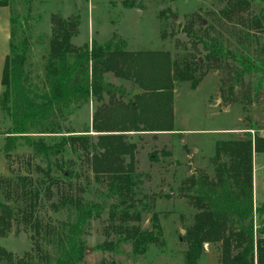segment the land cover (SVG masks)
<instances>
[{
    "label": "trees",
    "instance_id": "16d2710c",
    "mask_svg": "<svg viewBox=\"0 0 264 264\" xmlns=\"http://www.w3.org/2000/svg\"><path fill=\"white\" fill-rule=\"evenodd\" d=\"M252 2L229 0L226 14L246 13ZM122 4L128 10L144 8L137 0H124ZM0 7L11 10L10 54L5 60L0 93V109L10 122L2 149L6 158H12L20 141L45 158L61 154L66 146L78 145L88 154L96 181L105 185V200H114L109 208V220L117 239L104 242L97 250L120 254V246L130 244L135 258L147 255L152 246L164 252L166 241L159 214H152L149 229L140 226L147 207L139 209L137 205L138 147L129 141L128 134L173 132L176 84L190 83L195 90L210 71L221 70L224 65L233 72L230 93L245 84L246 76H259L257 90H261L264 46L251 56L224 50L219 40L210 39L204 41L207 51L204 65L187 56L173 60L169 53L159 51L129 52L126 41L116 35L105 44L93 42L91 46L76 47L72 43L75 26L53 17L44 81L42 88H38L26 68L31 49L26 26L30 15L28 18L16 15L10 0H0ZM249 24L264 34V10L252 17ZM108 74L130 82L142 93L129 98L123 86L106 80ZM92 100L100 104L92 124L93 132L97 133L96 144L90 145L88 135H72L73 132L55 145L30 137L31 134H64L63 122L73 108ZM89 132V129L85 131ZM247 134V139L216 142L215 180L206 174L192 176L186 182L188 186L181 190L198 210L194 224L186 228L183 236L188 247L185 264H199L206 244L219 246V264H264V203L254 208L252 180L253 154H264V137ZM37 170L44 172L39 167ZM44 173L50 182L47 190L51 186L61 190L60 183L52 176L51 166ZM2 185L6 201L14 205L0 204V238H6L14 226L22 227L32 233L34 248L24 259L16 261L12 253L0 248V264L83 263L87 248L84 237L90 223L107 210L105 202L62 194L60 202L52 208L56 212L66 211L68 217L54 225L37 215L42 187L31 176L6 179ZM255 213L260 220L258 227Z\"/></svg>",
    "mask_w": 264,
    "mask_h": 264
},
{
    "label": "rangeland",
    "instance_id": "374dc122",
    "mask_svg": "<svg viewBox=\"0 0 264 264\" xmlns=\"http://www.w3.org/2000/svg\"><path fill=\"white\" fill-rule=\"evenodd\" d=\"M10 1L16 15L24 18L30 15L26 26L29 27L27 36L31 49L26 68L38 88H42L44 81L53 17H60L75 26L72 27L75 31L72 43L76 47L91 46L93 42L105 44L116 35L126 41L129 52L159 51L169 53L173 60L187 56L204 64L207 55L204 41L209 42L210 39L219 40L224 50L251 56L264 46V34L249 26L252 17L264 10L262 0H253L250 10L238 16L226 14L229 0H137L144 8L133 10L123 7L124 0ZM7 11L9 18L0 19V93L3 91L5 60L10 54V8ZM228 64L233 65V62ZM232 75L233 72L230 73L224 65L221 70L210 71L195 90L190 83L176 84L174 127L180 134L173 137L156 135L159 133L128 134L129 141L138 147L136 166L140 179L136 191L137 205L139 209L147 207L140 226L149 229L152 214H159L166 241L164 252L152 246L147 255L135 258L130 244L121 245L120 254L98 251L99 245L117 239L109 220V208L114 200H105V185L96 181L88 154L78 145L66 146L61 154L45 158L37 156L32 148L20 141L12 158L7 159L2 149L10 122L1 109L0 204L14 205L6 201L2 181L29 175L42 187L37 215L45 223L57 225L67 220L66 211L56 212L52 208L53 204L60 202L62 194L78 195L84 201L106 203L107 210L101 218L90 223L84 237L88 252L85 251L82 264H185L188 247L183 236L186 228L194 224L198 210L183 196L182 188L188 186L187 181L192 176L206 174L215 180L213 157L216 142L247 139L250 132L252 137L264 135V85L257 90L259 76H246L245 84L230 93L234 84ZM106 80L122 85L131 94L135 92L130 82L117 79L113 74L106 75ZM97 105L93 100L74 107L72 114L63 122L64 134H31L30 137L36 141L43 140L46 145H55L73 132L72 135H88L90 145H94L97 133L91 131V126ZM88 129L90 132L85 133ZM211 130H222L225 134L220 137L204 133ZM190 131L197 134L190 136ZM195 148H198L197 152H194ZM254 154L252 180L256 209L264 203V154ZM49 166L61 190L56 186L47 190L50 182L44 172ZM38 167L44 172L38 171ZM254 222L258 227L260 220L256 213ZM31 237V232L14 226L6 238H0V248L12 253L15 261L24 259L26 254L33 252ZM219 257V246L206 244L199 264H219Z\"/></svg>",
    "mask_w": 264,
    "mask_h": 264
},
{
    "label": "crops",
    "instance_id": "0c3cea01",
    "mask_svg": "<svg viewBox=\"0 0 264 264\" xmlns=\"http://www.w3.org/2000/svg\"><path fill=\"white\" fill-rule=\"evenodd\" d=\"M8 7H0V19L1 18H4V17H6V19H8L9 18V14H8ZM113 84V83H112ZM114 85H116V84H114ZM117 86H122V85H117ZM135 90V92H134V94H131V92H129V91H127V93L128 94H130L129 96H130V98H133V97H135V96H137V95H140L141 93H142V91L140 90V89H136V88H134L133 89V91ZM175 98V97H174ZM105 101H106V103L108 102V98H106L105 99ZM92 102H93V100H92ZM97 103V102H96ZM98 105H100L99 103H98ZM97 105V106H98ZM97 106H96V108H97ZM175 99H174V119H175V115H176V110H175ZM96 108H95V110H96ZM93 110H94V108H93ZM95 110L93 111V115H94V112H95ZM93 115H92V124H93ZM91 131H93V129H92V126H91ZM224 131H222V130H219V131H204V133L205 134H210V135H212V136H214V135H222V134H225V133H223ZM189 134H190V136H195L196 134H197V132L196 131H190V132H188ZM251 133V132H250ZM178 134H180L179 133V131H177V129L174 127V131L173 132H168V133H159V134H156V135H168V136H176V135H178ZM199 134V133H198ZM97 135V134H96ZM221 137V136H220ZM263 137H264V135H263ZM198 151V148H195L194 149V152H197ZM254 155H256V153L254 154ZM255 158H256V156H255ZM211 253H215V252H211Z\"/></svg>",
    "mask_w": 264,
    "mask_h": 264
},
{
    "label": "water",
    "instance_id": "95a60500",
    "mask_svg": "<svg viewBox=\"0 0 264 264\" xmlns=\"http://www.w3.org/2000/svg\"><path fill=\"white\" fill-rule=\"evenodd\" d=\"M88 252V249L86 250V253Z\"/></svg>",
    "mask_w": 264,
    "mask_h": 264
}]
</instances>
